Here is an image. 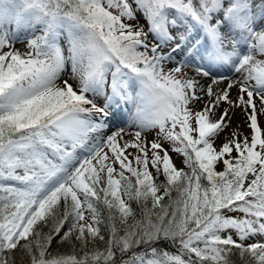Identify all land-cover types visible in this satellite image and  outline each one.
<instances>
[{
	"label": "snow or ice",
	"instance_id": "snow-or-ice-1",
	"mask_svg": "<svg viewBox=\"0 0 264 264\" xmlns=\"http://www.w3.org/2000/svg\"><path fill=\"white\" fill-rule=\"evenodd\" d=\"M0 264H264V0H0Z\"/></svg>",
	"mask_w": 264,
	"mask_h": 264
},
{
	"label": "rangeland",
	"instance_id": "rangeland-1",
	"mask_svg": "<svg viewBox=\"0 0 264 264\" xmlns=\"http://www.w3.org/2000/svg\"><path fill=\"white\" fill-rule=\"evenodd\" d=\"M18 47H19V45H17ZM239 122V118H237L235 121H234V125H235V123H238ZM247 130L245 129V132H246ZM218 143H219V141H218ZM174 160H177V162L179 161V158L178 157H176L175 155H174Z\"/></svg>",
	"mask_w": 264,
	"mask_h": 264
}]
</instances>
